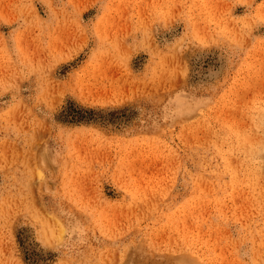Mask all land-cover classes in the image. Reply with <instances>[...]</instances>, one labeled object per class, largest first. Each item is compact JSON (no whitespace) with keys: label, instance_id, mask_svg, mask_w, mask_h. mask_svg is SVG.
Masks as SVG:
<instances>
[{"label":"rangeland","instance_id":"obj_1","mask_svg":"<svg viewBox=\"0 0 264 264\" xmlns=\"http://www.w3.org/2000/svg\"><path fill=\"white\" fill-rule=\"evenodd\" d=\"M0 264H264V0H0Z\"/></svg>","mask_w":264,"mask_h":264},{"label":"bare ground","instance_id":"obj_2","mask_svg":"<svg viewBox=\"0 0 264 264\" xmlns=\"http://www.w3.org/2000/svg\"><path fill=\"white\" fill-rule=\"evenodd\" d=\"M203 34V33H202ZM110 71V70H109ZM38 137V136H37ZM27 150V149H26Z\"/></svg>","mask_w":264,"mask_h":264}]
</instances>
